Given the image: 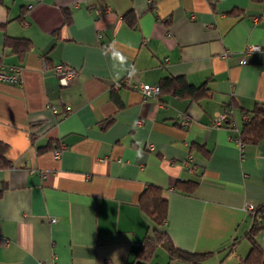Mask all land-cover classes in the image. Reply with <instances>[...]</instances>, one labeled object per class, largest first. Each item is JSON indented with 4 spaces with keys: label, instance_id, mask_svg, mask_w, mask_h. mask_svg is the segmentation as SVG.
I'll list each match as a JSON object with an SVG mask.
<instances>
[{
    "label": "crops",
    "instance_id": "1",
    "mask_svg": "<svg viewBox=\"0 0 264 264\" xmlns=\"http://www.w3.org/2000/svg\"><path fill=\"white\" fill-rule=\"evenodd\" d=\"M263 7L0 0V67L21 68L19 84L0 81L8 163L0 167V264H169L163 247L139 252L151 226L139 206L148 185L166 197L171 243L211 253L202 264H240L253 242L264 253V229L252 242L246 208L264 204V138L242 153L235 142L246 113L264 106V51L245 52L264 46V22H253ZM7 38L27 39L30 49L13 50ZM113 42L134 77L117 78L101 54ZM56 64L76 71L66 87ZM178 76L205 94L143 97L130 85ZM228 105L231 120L214 126ZM179 182L193 186L181 192Z\"/></svg>",
    "mask_w": 264,
    "mask_h": 264
},
{
    "label": "trees",
    "instance_id": "2",
    "mask_svg": "<svg viewBox=\"0 0 264 264\" xmlns=\"http://www.w3.org/2000/svg\"><path fill=\"white\" fill-rule=\"evenodd\" d=\"M5 45L11 47L13 50L19 48L21 52H26L30 49L29 41L23 38H7ZM157 86L159 93L156 97H160L164 90L176 96H193L194 98H201L205 94L203 86L194 87L181 76L162 78ZM230 120L231 118L227 117L224 123ZM238 136L243 144L257 142L264 138V106L256 105L246 113L242 130ZM4 149L5 145L0 143V167L8 165L4 160ZM176 186L179 191L187 192L186 189L193 185L179 182ZM139 206L151 223L139 249V252H143L145 257H149L158 247H163L167 251L169 264L173 260H185L193 264H202L203 260L210 256L211 253L196 254L181 251L171 243L166 232L163 230L167 217V200L160 187L148 185L140 196ZM249 212L252 214L254 221L248 235L253 242V234L261 228L264 229V204L253 205V209L249 210ZM258 250L253 242L248 255L240 264H264V253Z\"/></svg>",
    "mask_w": 264,
    "mask_h": 264
},
{
    "label": "built area",
    "instance_id": "3",
    "mask_svg": "<svg viewBox=\"0 0 264 264\" xmlns=\"http://www.w3.org/2000/svg\"><path fill=\"white\" fill-rule=\"evenodd\" d=\"M253 22L255 24L264 22V7H263V12L259 15L253 18ZM264 51V46L259 47V46H248L246 49V53L250 52H260ZM241 63H245L244 60L241 61ZM54 73L59 81L60 86L66 87L72 79L75 77L76 71L72 69L71 67L63 64H56L53 67ZM0 81L4 83H9L12 85L19 84L21 82V68L20 67H0ZM131 87L139 91L143 97H156L159 93V88L157 85L149 86V85H144L140 83H134L130 84ZM52 109V108H51ZM232 106L228 105L226 109L223 111L222 114H220L217 119L213 122L214 126H221L223 125L224 121L226 120L227 117H231L232 115ZM53 112L55 113L56 110L52 109ZM180 125L182 127L187 126V118L183 117L182 121H180ZM235 142L238 145L239 150L243 151V146L244 144L241 142L239 136L235 138ZM55 155H58V151H54ZM247 210H252L253 205H248ZM55 220L52 219L51 222H54Z\"/></svg>",
    "mask_w": 264,
    "mask_h": 264
},
{
    "label": "clouds",
    "instance_id": "4",
    "mask_svg": "<svg viewBox=\"0 0 264 264\" xmlns=\"http://www.w3.org/2000/svg\"><path fill=\"white\" fill-rule=\"evenodd\" d=\"M101 54L108 57L113 62L112 67L117 73V78L119 77L120 72L127 73L129 78L136 75L135 66L128 63V57L117 48L115 42L108 45L105 50H102ZM137 143L139 144L141 142L137 141ZM137 156H142V152L137 151Z\"/></svg>",
    "mask_w": 264,
    "mask_h": 264
}]
</instances>
